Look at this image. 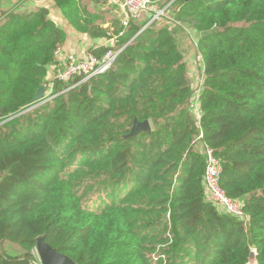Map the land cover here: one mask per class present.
Masks as SVG:
<instances>
[{
  "label": "trees",
  "instance_id": "trees-1",
  "mask_svg": "<svg viewBox=\"0 0 264 264\" xmlns=\"http://www.w3.org/2000/svg\"><path fill=\"white\" fill-rule=\"evenodd\" d=\"M150 1L160 22L124 28L98 0H55L122 52L43 105L65 32L47 9L0 5V264H41L40 238L75 264H248L252 251L264 264V0ZM177 29L197 37L200 120ZM135 119L152 132L127 138ZM205 147L245 218L208 201Z\"/></svg>",
  "mask_w": 264,
  "mask_h": 264
},
{
  "label": "built area",
  "instance_id": "built-area-1",
  "mask_svg": "<svg viewBox=\"0 0 264 264\" xmlns=\"http://www.w3.org/2000/svg\"><path fill=\"white\" fill-rule=\"evenodd\" d=\"M150 4V0H119L120 8L125 14V18L121 22L122 26L124 28H127L130 24V21L139 19V17L148 10ZM164 14L165 9L157 13L154 16L153 21L159 19L161 16H164ZM109 40L110 45L103 46L108 47L109 49L100 57L93 54L91 50L86 51L84 57L81 58L73 52L64 51L62 48L57 49L55 53V61L57 62V66L55 65V74L52 79L48 80L44 85L45 95L44 98L38 103L40 105L46 104L58 95L55 94V87L57 82L69 83L72 79L79 78L80 83H82L92 79L95 76L107 73L109 70H111L119 54L122 52V49L116 50L114 48L115 38L110 37ZM54 64L55 63H53V65ZM203 74H201V79L199 78L200 80H198L200 84H198L197 82L196 88H194V110L198 120H200L198 97L201 93L204 81ZM200 139H202V136L200 137ZM204 155L206 159V168L203 180L208 201L218 207L225 214L236 218H245L246 215L244 212L243 204L238 200L230 198L221 186V178L223 172L221 162L209 148L205 147Z\"/></svg>",
  "mask_w": 264,
  "mask_h": 264
},
{
  "label": "crops",
  "instance_id": "crops-1",
  "mask_svg": "<svg viewBox=\"0 0 264 264\" xmlns=\"http://www.w3.org/2000/svg\"><path fill=\"white\" fill-rule=\"evenodd\" d=\"M19 1L20 0H0V2L3 3L0 5L3 7H11V8L12 7L15 8L16 6L18 7L17 8L18 10L28 11V12H32L40 8L47 9L49 11V18L53 20L65 32L66 39H65L64 46L62 47L64 51L73 52L82 58L84 57V54L86 53V51H90L91 49H97L99 47H103L104 45H107V46L110 45L109 38H106V37L93 38L87 34L81 33L78 30H76L72 26V24L67 20L62 10L56 5L55 0H25V2L21 4ZM98 1H99V6H98L99 14L105 17V19L108 22L119 21L121 24L122 20L125 18V14L120 8L119 0H98ZM141 16L139 17L140 20L145 18V15L143 18ZM178 32L180 33V31ZM188 36L190 38L193 37L192 34L189 32H188ZM183 37L184 35L180 33L178 41L180 40L179 44H180L181 50L185 54V51L182 48ZM192 41L195 42V40H192ZM194 46L196 47V43ZM185 60L187 61L186 55H185ZM54 63H55L54 65L51 64L48 68L47 81L52 79V77L55 74L57 62L55 61ZM186 64L189 70V76L191 77L192 70H193L192 68H194V65L190 67V65L187 62ZM201 70L203 74V66ZM192 86H193V89L196 88V85H192Z\"/></svg>",
  "mask_w": 264,
  "mask_h": 264
},
{
  "label": "water",
  "instance_id": "water-1",
  "mask_svg": "<svg viewBox=\"0 0 264 264\" xmlns=\"http://www.w3.org/2000/svg\"><path fill=\"white\" fill-rule=\"evenodd\" d=\"M185 1L189 2L191 0H185ZM44 95H45V86H42L36 93V97H35L36 102H40L44 98ZM142 132H148V133L152 132L151 122L149 120L140 122L137 119H135V123L132 128V131L127 138L135 137ZM36 252L39 255V260L42 264H75L73 260H71L69 257L60 254L56 249H54L51 245H49L44 238H40L38 240L36 245ZM248 264H258L257 254L255 251L251 252Z\"/></svg>",
  "mask_w": 264,
  "mask_h": 264
},
{
  "label": "rangeland",
  "instance_id": "rangeland-1",
  "mask_svg": "<svg viewBox=\"0 0 264 264\" xmlns=\"http://www.w3.org/2000/svg\"><path fill=\"white\" fill-rule=\"evenodd\" d=\"M160 11L161 10L159 8H154V7H152V5H150L148 10L145 13H143L141 17L143 18L144 15H145V18H146V13L147 12L157 14ZM160 20L161 19H158V22H160ZM167 21L172 23L171 19L167 20ZM178 31H180V30H178ZM178 31L176 32V35H177L178 38L180 36V33L184 35V37L182 39V48L185 51V55H186V58H187V61L186 60L185 61L190 65V67H192L194 65V68H192L193 69L192 70V75L190 77L192 79L191 80L192 85H197L198 80H200L201 77H202L201 76V74H202V70L201 69H202V66H203L202 58L197 54L196 47L194 46L195 43H197V37H194L195 34L193 32L192 33L189 32L193 36L192 37L193 39H192L188 35H186L185 33H182V31L180 33ZM187 39L189 40V42H188ZM192 40H195V42H193ZM179 42H180V40H179ZM198 84H200V82H198ZM1 248L5 252H8V250H10V247L9 246H5V245L3 247H1ZM10 254H20V253L13 250ZM36 255H37V258L39 259V255L37 253H36Z\"/></svg>",
  "mask_w": 264,
  "mask_h": 264
}]
</instances>
